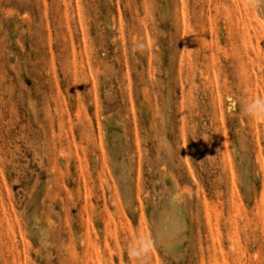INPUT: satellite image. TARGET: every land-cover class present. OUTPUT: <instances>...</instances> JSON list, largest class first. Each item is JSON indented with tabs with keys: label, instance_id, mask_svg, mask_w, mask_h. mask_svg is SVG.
Masks as SVG:
<instances>
[{
	"label": "rangeland",
	"instance_id": "1",
	"mask_svg": "<svg viewBox=\"0 0 264 264\" xmlns=\"http://www.w3.org/2000/svg\"><path fill=\"white\" fill-rule=\"evenodd\" d=\"M262 20L0 0V264H264Z\"/></svg>",
	"mask_w": 264,
	"mask_h": 264
},
{
	"label": "clouds",
	"instance_id": "2",
	"mask_svg": "<svg viewBox=\"0 0 264 264\" xmlns=\"http://www.w3.org/2000/svg\"><path fill=\"white\" fill-rule=\"evenodd\" d=\"M247 114L253 116L256 119H264V110L254 111L252 108L246 110ZM151 249L150 241H142L138 251L133 252V255L147 254Z\"/></svg>",
	"mask_w": 264,
	"mask_h": 264
},
{
	"label": "bare ground",
	"instance_id": "3",
	"mask_svg": "<svg viewBox=\"0 0 264 264\" xmlns=\"http://www.w3.org/2000/svg\"><path fill=\"white\" fill-rule=\"evenodd\" d=\"M257 5H258V8L260 10V14L263 18L262 22L264 21V0H255Z\"/></svg>",
	"mask_w": 264,
	"mask_h": 264
}]
</instances>
